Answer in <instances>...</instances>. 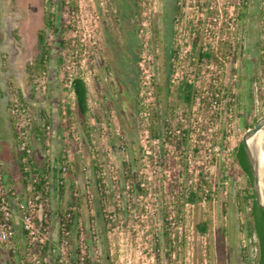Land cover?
I'll use <instances>...</instances> for the list:
<instances>
[{"label": "rangeland", "instance_id": "374dc122", "mask_svg": "<svg viewBox=\"0 0 264 264\" xmlns=\"http://www.w3.org/2000/svg\"><path fill=\"white\" fill-rule=\"evenodd\" d=\"M111 1L16 0L15 3L0 0V142L5 172L15 177L16 146L9 104L20 102L22 98L35 122L48 111L58 114L55 120L62 121L59 111L65 108L72 114L77 133L86 140L90 152L88 155L83 145L81 149L72 144L67 147L76 174L83 164L92 172L103 166L107 174L106 223L112 229L108 264H241L238 220L243 216L239 212V191L234 182L241 177L243 187L245 177L233 156L229 160L226 157L225 168L211 165V183H195L194 179L199 178L204 169L196 160L192 159L189 164L192 145H182L180 138L164 147L162 158L157 157L158 145L153 139H146L144 131L147 128L156 131L157 123L163 124L164 116L159 118L156 110L160 97L154 93V86L160 84V67L158 61H153L150 44L144 46L142 41L138 62L144 56L148 62L144 70L148 72L143 74L140 62L136 68L131 65L130 52L125 51H128L127 41L134 36H123L126 25L117 21L121 20V15L116 21L111 19L116 10ZM143 2L145 21L163 6V0ZM175 7L176 0H167L173 26L169 29L167 54L170 53V57L176 46L180 50V66L197 70L201 64H206L201 60L195 65L192 62L197 60L201 48H208L215 59L209 62V86L224 68L221 82L228 86L223 93L237 96L234 125L243 137L248 130L245 128L247 120L252 123L264 116V0H248L244 7L241 53L235 59L226 58L228 53L223 50L217 51L222 47V35L211 34L202 40L203 23L196 8L180 9L177 23ZM49 20L56 26L62 21L63 48L59 46L61 36L47 26ZM210 31L212 33L211 28ZM40 32H44L45 42L51 47V58L46 70L34 71L31 84L28 67L34 66L39 55ZM150 32L148 24H141L136 34L143 40ZM111 40H117L120 46L115 54L110 51ZM195 41L194 52L191 47ZM202 43L207 45L201 47ZM112 67L124 71H117L115 76ZM169 67L168 59V70ZM75 78L83 79L88 86L90 111L86 117L77 111L73 99L71 82ZM134 81L137 82L136 93L130 91ZM149 81L151 85H144ZM208 91L211 93L210 87ZM176 92L174 88L165 103L158 102L162 112L170 103L174 106L177 118L172 119L174 125L181 122L180 118L192 119V113L187 112ZM206 107L207 104L200 106L198 117L208 119L209 128L218 125V129L223 130L225 123L215 120L212 108L201 112ZM178 126L184 128L185 124ZM83 132L88 134L85 136ZM49 137L54 138L53 134ZM92 142L95 145L92 146ZM38 148L45 153L43 144ZM57 150L55 145L53 152ZM227 179L230 183L225 185ZM99 183L97 181L95 190L98 197L105 194L98 189ZM191 191L201 200L185 205ZM201 224H207L204 234L197 230ZM167 233L172 245L177 247L170 260L165 256ZM246 245L252 257L249 241Z\"/></svg>", "mask_w": 264, "mask_h": 264}, {"label": "built area", "instance_id": "2783aa9c", "mask_svg": "<svg viewBox=\"0 0 264 264\" xmlns=\"http://www.w3.org/2000/svg\"><path fill=\"white\" fill-rule=\"evenodd\" d=\"M247 1L179 0V3L181 10L197 9L196 12L200 14L203 23L202 36L204 37L202 40L211 34L218 35V37L222 35V47L217 51L223 50L228 53L226 58L229 59L232 56L235 59L236 55L238 57L241 53V23ZM179 21L180 19L177 18L176 22ZM226 34L230 36H226ZM196 42L193 43V48L191 47L194 52ZM206 45L202 43L201 47ZM172 51L169 57V93H172L176 88V93L179 95V88L183 85L193 87L194 99L192 103L187 105L182 101L188 109L187 112L192 113L190 116L192 119L186 121L180 118V123L185 124L184 128L178 126L181 125L180 123L174 125L172 119H177L176 109L170 103L162 112L161 103H158L160 99H158L159 101L155 102L156 110H158L159 118L164 116L163 124L159 126L158 122L156 131L147 128L144 131L145 138L153 139V143L158 145L157 157L159 159L165 152L164 147L178 141L179 138L182 145L191 144L193 152L188 154L189 164H192L193 159L204 169L200 172L199 178L194 179V182L206 185L212 182L209 173L211 165L225 168L226 157L228 160L233 157L242 141V136L234 125L237 96L236 94L229 96L227 93H223V90L228 86L221 82V77L225 72L224 68H221L223 73L219 72V75L215 76L216 78L209 86V62L215 59L207 47L201 48L199 54L196 55L197 60L192 62L195 65L201 60L206 64H201L197 70L192 67L185 70L184 66H180V50L175 46V50L173 48ZM202 55H204L203 58ZM206 55L209 58L205 57ZM223 55L225 56L226 53ZM222 62L225 63V58ZM146 64L148 62L143 56L141 65L143 74L148 72L144 70ZM145 78L151 79V76ZM147 84L151 85V82H144V85ZM223 85L224 88H222ZM209 87L212 90L211 93L208 91ZM43 89L45 90V87ZM72 93L74 94L73 89ZM154 93L155 96L158 95L157 85L154 86ZM73 99H75V94ZM205 104L208 105V108H212L215 120L225 123L223 130L218 129V125L214 129L209 128L208 119L204 121L203 116L202 118L198 117L200 106ZM208 108H202L201 112L204 110L208 112ZM9 113L11 126L16 135L14 140L17 148L30 156L33 151L31 142L35 120L29 108L23 107L19 102L10 105ZM61 119L66 127L65 143L69 146L68 148L72 144L81 149L82 139L77 133L72 114L64 108L61 112ZM46 131L49 133L51 126H47ZM153 133L157 136L154 137ZM47 145L44 163L55 168L51 143L48 142ZM93 145L95 142H92ZM51 172L47 171L43 174L45 180L50 179ZM106 175L103 166L92 172L86 164H83L76 174L72 160L68 155V161L60 167V185H66V180L71 176L72 189L68 196L69 201L66 200L63 204L64 208H62L60 207L62 203L55 201V198L58 199V197L48 194L52 190L50 183H47L42 190L36 189L41 182L38 174L31 175L24 184H20L18 181L14 184L9 180L5 172V161L1 155L0 142V250L3 252L4 260H0V264H105L104 247L107 246L108 250L110 249L112 230L111 225L106 223V219H108ZM97 181L101 182L98 184V189L105 192L100 197L95 193ZM229 183V179L224 181L225 185ZM234 184L237 191L243 192L241 177H238ZM206 192L208 193V190ZM97 205H99L102 219L105 221L106 235L104 237L101 235L98 225ZM185 205H193V203L186 199ZM103 206L105 208L102 210ZM242 242L243 247L246 248V240L243 239Z\"/></svg>", "mask_w": 264, "mask_h": 264}, {"label": "trees", "instance_id": "16d2710c", "mask_svg": "<svg viewBox=\"0 0 264 264\" xmlns=\"http://www.w3.org/2000/svg\"><path fill=\"white\" fill-rule=\"evenodd\" d=\"M62 21H60L61 23ZM59 23L58 26L54 25L53 22L50 20L47 22V26L50 28L52 27L54 30V33L61 36L63 34L64 30L62 28V25ZM173 27V26H172ZM172 27L170 30H172ZM60 47H64V38L61 36V44H59ZM38 51L39 55L37 59L35 60L34 66H29L28 70L30 72V83H33L34 80V71L42 72L46 70V65L50 62L51 58V47L47 46L45 42V34L44 32H40L38 36ZM202 58L204 55L201 56ZM208 57L209 56H205ZM166 67V66H165ZM169 74L170 70H168V66L165 68L164 71V80L163 83L160 85H157V93L160 97V102L165 103L168 98L169 93ZM72 89L75 94V100H76V109L80 113L81 116L86 117L87 114L90 111L89 104H88V86L86 82L81 78H75L72 82ZM132 90L137 92V82L132 83ZM179 99L183 101L185 104L190 105L194 99V90L192 86L183 85L179 88ZM19 100L20 104L25 107L26 102L20 98ZM11 104H9L10 106ZM61 112L59 111V116L61 117ZM257 120L253 121L252 123L247 120L245 124V128L250 129L254 127ZM42 123V125L39 123ZM54 122L58 124L57 131L58 135L61 136V144L58 145V150L56 153H54L53 144L51 143L50 135L54 133ZM124 123V121L122 122ZM131 124V123H130ZM51 126V131L48 133L46 131V127ZM125 126V124H123ZM65 131L66 127L63 123V120L57 121L53 118L51 115L44 114L40 119H36V122L34 121L33 124V130L32 133H35V135L40 138L41 143L48 147V142L51 143L52 152L54 153L53 161L55 162L56 167L52 168L47 165V163L40 164L39 160L37 159V156L32 151L30 156H27L24 152L20 151L17 148V144L15 142L16 146V155H15V177H11L9 179L12 183L16 184L17 181L20 184H24L26 180L34 174H38L39 178L41 179L40 186H37V190H42L44 186H46L47 183H50L52 186V190L49 191V195L57 196L58 199L55 198V201H59L62 203L60 207L64 208L63 204L66 200L69 201L68 196L71 194V176L66 180V185H60L61 177H60V167L63 166L68 161V154H67V147H69L65 143ZM14 137L15 131L13 129ZM153 136L156 137L157 134L153 133ZM82 145L83 149L86 151L88 155L90 152L88 151L87 142L85 139H82ZM31 147V145H29ZM115 148V147H114ZM27 157V159H26ZM234 160L235 163L239 166L243 176L245 177L246 184L243 186V192H239L237 194V199L240 201V208L239 212L242 214L243 218H239V224H238V232L241 235L242 240L249 241V245L252 248H257V256L253 259V257H250V253L248 248L243 247V242L241 241L240 244V251H241V264H264V210L261 209L255 200V194L253 191V179L250 171V166L248 163V159L242 144H239L238 148L235 151L234 154ZM74 165V164H73ZM47 171H52L50 175L49 180H45L43 177V174L47 173ZM71 175V174H70ZM53 191V192H52ZM68 191V192H67ZM198 200H201V198L198 197V194L191 192L189 197L187 198V201L190 203H196ZM239 205V204H238ZM97 219H98V225L101 231V235L104 237L106 235L105 232V221H103L101 216V209L99 205H97ZM241 216V217H242ZM166 222H168L166 220ZM197 230L204 234L207 231V224H201L197 226ZM224 235V233H223ZM221 238V246L222 249H224V242L223 237L220 235ZM177 247H174L172 245V240L170 239L168 233L165 234V256L170 260L174 252H176ZM254 251V250H253ZM252 252V256H253ZM103 257L105 264H108L109 262V251L107 246L104 247ZM225 263V261H223Z\"/></svg>", "mask_w": 264, "mask_h": 264}, {"label": "flooded vegetation", "instance_id": "af4514ba", "mask_svg": "<svg viewBox=\"0 0 264 264\" xmlns=\"http://www.w3.org/2000/svg\"><path fill=\"white\" fill-rule=\"evenodd\" d=\"M16 3V0H13ZM131 2V3H130ZM112 0L111 5L116 7V10L113 11L114 13L111 14V19L116 21L118 17L121 15V20H117L120 24L126 25L123 29V36H134L133 40L127 41V49L130 52L129 56L131 59V65L134 68L137 67V64L140 62V68L142 67V60H139V54L142 50V42L144 46H148L150 44L151 49L153 50V61H158L160 71L158 73L160 84L163 83L165 78L164 71L165 68L168 66V59L169 54H167V43H168V34L169 29L171 28V19L168 14L167 8V0H163L161 4V8H158L157 11L153 14L152 18L149 17L148 20H144V11L143 6L145 5L143 0ZM120 12V13H119ZM180 12V3L179 0H176V7H175V22L177 21L178 14ZM173 17V20H174ZM16 19V18H14ZM144 21V22H143ZM141 24L144 26L148 24V29H150V36H145L142 40L140 36L136 33L140 29ZM126 29V31H125ZM110 36V35H109ZM113 36H110L111 39ZM172 38V37H171ZM142 41V42H141ZM119 44L117 40H111V49L112 54H115L119 49ZM236 49V48H235ZM133 52V55L131 54ZM171 52V51H170ZM166 66V67H165ZM114 70V67H112ZM117 71H124L121 69L114 70L115 76ZM125 76V74H122ZM114 76V74H113ZM159 84V85H160ZM48 93V92H47ZM253 259L257 256V248H253Z\"/></svg>", "mask_w": 264, "mask_h": 264}, {"label": "water", "instance_id": "95a60500", "mask_svg": "<svg viewBox=\"0 0 264 264\" xmlns=\"http://www.w3.org/2000/svg\"><path fill=\"white\" fill-rule=\"evenodd\" d=\"M242 144L250 166L255 200L264 210V116L244 133Z\"/></svg>", "mask_w": 264, "mask_h": 264}, {"label": "crops", "instance_id": "0c3cea01", "mask_svg": "<svg viewBox=\"0 0 264 264\" xmlns=\"http://www.w3.org/2000/svg\"><path fill=\"white\" fill-rule=\"evenodd\" d=\"M46 115H51V116H53L54 119H56V116H58V114H54L51 111H48ZM57 126H58V124L56 123V126L54 127V133H53L54 138L51 139V143L53 144V146H55V145L58 146L61 144V140H60L61 136L58 135ZM83 133L85 136H86V134H88L85 132H83ZM31 144H32L34 154L37 156V159L39 160L40 164H43L45 162V153H43L38 148L39 144H42V143H41L40 138H38V136L35 135V133H33V139H32ZM8 178L11 179V175H8ZM2 255H3V252H1V250H0V260L4 261Z\"/></svg>", "mask_w": 264, "mask_h": 264}]
</instances>
